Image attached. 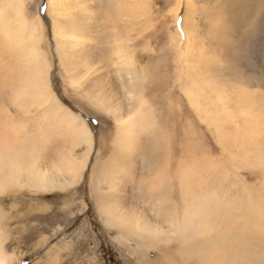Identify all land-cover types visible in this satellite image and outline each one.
Instances as JSON below:
<instances>
[{"label": "rangeland", "instance_id": "374dc122", "mask_svg": "<svg viewBox=\"0 0 264 264\" xmlns=\"http://www.w3.org/2000/svg\"><path fill=\"white\" fill-rule=\"evenodd\" d=\"M247 1L0 0V144L20 149L48 176L62 155L86 165L74 185L0 189L5 264H260L264 12L250 29L256 18ZM34 30L47 64L46 102L18 83ZM137 100L150 121L120 159L119 122ZM58 104L88 126L91 146L66 130ZM101 174L102 191L118 203L109 208L130 212L148 232L137 236L107 221ZM166 210L189 225L196 241L188 252Z\"/></svg>", "mask_w": 264, "mask_h": 264}, {"label": "bare ground", "instance_id": "6f19581e", "mask_svg": "<svg viewBox=\"0 0 264 264\" xmlns=\"http://www.w3.org/2000/svg\"><path fill=\"white\" fill-rule=\"evenodd\" d=\"M248 7L247 12H248V16L249 17H255L256 19L253 20L250 23L249 28L250 29H254L255 27H257L259 24H257V21L259 20V18L261 17L262 13L264 12V0H248ZM247 1V2H248ZM243 2V1H242ZM246 2V4H247ZM244 3V2H243ZM53 7H55V3L52 2ZM246 6V5H245ZM244 14V12H243ZM240 17V21L244 20L245 17L243 16ZM247 15V14H246ZM235 19V18H234ZM250 19V18H249ZM236 20V19H235ZM235 20L231 21V23L235 22ZM239 20V19H238ZM246 21V20H245ZM237 22V21H236ZM232 23V25H233ZM238 24H241L240 22ZM38 26V25H37ZM242 26V25H240ZM26 27V26H25ZM40 28V27H39ZM241 28V27H240ZM37 31V30H36ZM231 31V30H230ZM253 31V30H252ZM251 31V32H252ZM236 33V32H235ZM247 33V32H245ZM244 33V35H246ZM239 34V33H238ZM237 34V35H238ZM252 35V33H251ZM234 36V35H233ZM240 35H238L237 37H239ZM30 40L32 41L31 44V49H30V53H28L27 55L29 56V58L24 59L22 64L23 68L21 71H23L21 74L17 75L19 76V78L21 79L20 82H18L21 86L22 84V89H25L26 93L29 96H33L36 98H39L41 101L45 100L44 102H46V100L49 98V94L50 92L48 91V95L44 94V90H48V85L45 83L46 78V65H43V59L44 56L41 52V50L39 49V41H37V39H41L40 35L36 34L35 30L32 31V35L29 36ZM235 37V36H234ZM251 37V36H250ZM255 38V37H254ZM259 38V37H258ZM241 39V40H240ZM240 42H242V40H249L248 36H241L240 38ZM250 41V40H249ZM234 42V41H233ZM236 43V42H235ZM246 43V42H245ZM248 43V42H247ZM235 46V44H233ZM232 45V46H233ZM233 46V47H234ZM246 46V44L244 45ZM235 48H239L237 46L234 47ZM235 52L238 51V49L234 50ZM253 51V50H252ZM45 54V53H44ZM239 53H237L238 55ZM233 56V53L232 55ZM46 61V60H45ZM16 76V75H15ZM18 78V77H16ZM44 78H46L45 80H43ZM15 81V79H14ZM13 81V84H14ZM17 83V82H16ZM18 85V84H17ZM18 87V86H17ZM19 88V87H18ZM20 89V88H19ZM187 94V93H186ZM22 97H24V95H21ZM29 98V97H28ZM26 98V99H28ZM188 98L190 100L191 104H194V98L193 95L191 93L188 94ZM30 99V98H29ZM97 99V98H96ZM19 100V99H18ZM92 100V99H91ZM31 101V100H30ZM34 101V99L32 100V102ZM95 101V100H94ZM26 102V101H24ZM138 105L136 106V108L133 110V113L131 115V117H129V119L127 120H123L121 119L119 122V126H118V132H117V139H116V147H120L119 149L123 148V151H119L117 152L118 156H120V159H124L125 156L128 155L129 152L132 151L133 147H135V138L137 137V135L139 133H141L146 127H148V123L150 121L149 116L147 115V111H145L144 106H143V102L140 100H137ZM23 103V102H22ZM26 104V103H25ZM32 105V104H31ZM101 109H108L106 107L105 102L101 101L99 103ZM27 106V105H26ZM26 106L24 107L26 109ZM58 107L55 109L58 114V116H60V119L62 122L66 123V130L67 131H72L71 134H74L76 136H79L81 139H83L85 142L87 141L88 143H91L90 146L92 145V141L91 139V132L89 131L88 126H86V124L84 122H79V117L74 116L71 113L66 112V109L61 105L58 104ZM95 106V105H93ZM24 109V110H25ZM150 111L151 108H149ZM110 110V109H108ZM147 110V109H146ZM25 112V111H24ZM62 112V113H61ZM73 113V112H72ZM175 114V112H174ZM178 114V113H176ZM179 117V116H178ZM181 117V116H180ZM175 118V116H174ZM173 118V120H174ZM182 119V118H181ZM176 120V119H175ZM60 121V120H59ZM182 122V121H181ZM174 124V123H173ZM169 125V124H168ZM153 126V125H152ZM173 126V125H172ZM154 127V126H153ZM178 127V126H177ZM69 128V129H68ZM171 128V127H170ZM173 128V127H172ZM175 128V127H174ZM48 129V128H47ZM156 129V128H155ZM15 135H20L21 129L19 127H17V129H13ZM43 130V129H42ZM46 130V129H45ZM49 130V129H48ZM60 130V129H59ZM173 130V129H172ZM9 131V130H8ZM185 132H187V130H184ZM177 132V131H176ZM5 131L2 133L4 134ZM44 133L46 134L47 131ZM53 133V132H52ZM13 134V135H14ZM40 134V133H39ZM43 134V132H42ZM48 134V133H47ZM55 134V133H54ZM70 134V133H68ZM38 135V134H37ZM49 135V134H48ZM47 135V137H49ZM60 135V134H59ZM46 136V135H45ZM187 136V135H186ZM189 136V135H188ZM15 137V136H14ZM13 137V139H14ZM43 137V135H42ZM46 137V138H47ZM170 137V136H169ZM22 138V137H21ZM20 138V139H21ZM31 138V137H30ZM37 138V137H36ZM44 138V139H46ZM188 138V137H186ZM33 139V138H32ZM38 139V138H37ZM41 139V138H39ZM38 139V140H39ZM48 139V138H47ZM50 139V138H49ZM72 139V138H71ZM77 139V138H76ZM167 139V138H166ZM191 139V138H190ZM4 140V139H3ZM17 140V139H16ZM51 140V139H50ZM169 140V139H168ZM41 141V140H40ZM39 141V142H40ZM177 141V140H176ZM188 141V140H187ZM191 141V140H190ZM47 142V140H46ZM49 142V141H48ZM189 143V142H188ZM191 143V142H190ZM189 143V144H190ZM37 144V143H36ZM43 144L44 141H43ZM42 144V145H43ZM42 145L40 146L42 148ZM48 145V143L46 144ZM184 143L181 145L183 146ZM191 145V144H190ZM189 145V146H190ZM8 146V145H7ZM5 145V143L2 145L0 144V189L4 188V187H8L10 185H18L21 184V182H26L31 188H36V189H56L57 187L59 188L60 186H62L65 183H68L69 185H74L76 183L79 182L80 178H81V172L82 169L85 168L86 165H84V163H80L77 164L76 161L73 160L72 157H67V156H61L57 162L55 163L54 169H56L54 171V174L51 176H48V174H44L41 173L40 170L35 169V164L33 162H31L30 160L27 161V159L24 157L25 155H23V157L21 156L23 154V151H20V149H17L15 147H7ZM39 145H36V147H38ZM45 146V145H43ZM171 146V145H170ZM187 146V144H185V147ZM193 146V145H192ZM191 146V147H192ZM89 147V146H88ZM175 147V146H174ZM184 147V146H183ZM184 147V148H185ZM188 147V146H187ZM35 148V147H34ZM39 148V147H38ZM164 148V147H163ZM172 148V146H171ZM40 149V148H39ZM44 148H42L43 150ZM138 149V148H135ZM142 149V148H141ZM170 149V148H169ZM189 149V147H188ZM186 149V150H188ZM192 149V148H191ZM66 150V149H65ZM140 150V149H139ZM159 150V149H158ZM161 150V149H160ZM193 149L191 154L193 153ZM65 152V151H64ZM140 152V151H139ZM188 152H190L188 150ZM67 153V152H66ZM187 153V152H186ZM41 154V153H40ZM69 154V153H68ZM116 154V155H117ZM190 154V155H191ZM139 155V154H138ZM137 155V156H138ZM189 155V153H188ZM189 155V156H190ZM129 156V155H128ZM147 156V155H146ZM186 156V155H185ZM194 156V155H192ZM115 157V155L113 156ZM132 157V156H130ZM142 157V156H141ZM129 159V158H128ZM136 160V159H135ZM192 160V159H191ZM146 161V160H144ZM149 161V160H148ZM152 161V160H151ZM128 163V162H127ZM147 163V162H146ZM149 163V162H148ZM145 164V163H143ZM112 166V165H111ZM110 166V167H111ZM105 167V166H104ZM119 167V166H118ZM108 168V167H107ZM106 169V168H105ZM114 170V169H113ZM119 170V169H118ZM111 171V169L109 170ZM102 172V171H101ZM106 172V171H105ZM102 173L104 174L103 176L106 178V175H108L107 173ZM95 173V172H94ZM114 173V172H113ZM101 174V178L96 179L95 181L98 182V191L103 192V188L101 187L102 180H104L105 178L102 177ZM94 177V176H93ZM120 180V179H119ZM123 180V179H122ZM126 180V179H125ZM117 182V181H116ZM110 183H112L113 185H115L116 187L117 183H114L112 181H110ZM110 183H106L109 184L111 186ZM120 183V182H119ZM122 183V182H121ZM163 183V182H162ZM94 186V184H93ZM121 186V185H120ZM159 186V185H158ZM158 186L153 185L151 186L153 190L157 189ZM113 191H115V188ZM112 189V186L110 187ZM122 188V187H121ZM109 189V188H108ZM105 193V192H103ZM107 193V192H106ZM106 193L104 195H100L99 198L101 200H103V205L101 207V210L103 209V213L107 218V221H109V223L118 226L119 228H122L124 230L129 231L137 236H139L140 234L142 235L145 231L148 232L145 229V226L139 222L137 220V217L135 218L130 212H125L122 210H118L116 208H109L114 204H118L116 203L114 198V194L111 198V201H109V198L107 197ZM113 193V192H112ZM109 194V192H108ZM111 195V192H110ZM158 196V195H157ZM164 197V196H162ZM161 197V198H162ZM153 198V197H152ZM167 198V197H166ZM114 199V200H113ZM155 199V198H154ZM160 199V198H158ZM163 199V198H162ZM165 200V199H164ZM163 200V201H164ZM156 201V199H155ZM160 201L162 203L161 200H157ZM166 201L168 202V200L166 199ZM166 202V203H167ZM169 203V202H168ZM170 204V203H169ZM167 204V205H169ZM166 216L168 217V219L170 220L171 224H172V228L176 225L177 227V231L181 232L182 234H184V237L182 238L183 241H185L186 244V252L189 251L190 249V245L193 244L194 241L193 239H190V237L188 236V234L191 233V230L189 228V225H179L176 222L175 216L176 214L173 211L170 210H166L165 211ZM62 237V236H61ZM188 243V244H187ZM54 248L52 250H49L47 255L52 256L56 253H54ZM159 254H164V252H162L159 248ZM54 253V254H53ZM147 255V254H145ZM57 256V255H56ZM5 255L2 252V248L0 246V264H5ZM161 257V256H159ZM164 258V257H163ZM257 257H255L254 260H256ZM258 260H256L257 262H259L260 264H264V257L260 259V257L257 258ZM143 261L145 263L147 262H151L150 258L144 257ZM205 264H209L208 263V259L205 260Z\"/></svg>", "mask_w": 264, "mask_h": 264}]
</instances>
